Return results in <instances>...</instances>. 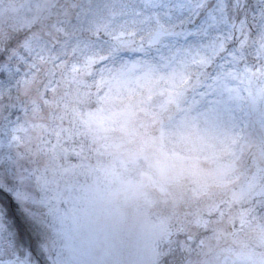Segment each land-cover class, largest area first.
<instances>
[{
  "label": "snow or ice",
  "instance_id": "snow-or-ice-1",
  "mask_svg": "<svg viewBox=\"0 0 264 264\" xmlns=\"http://www.w3.org/2000/svg\"><path fill=\"white\" fill-rule=\"evenodd\" d=\"M0 264H264V0H0Z\"/></svg>",
  "mask_w": 264,
  "mask_h": 264
}]
</instances>
